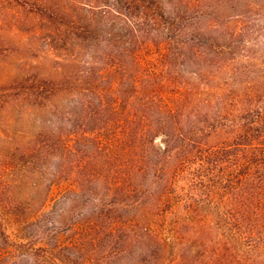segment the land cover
I'll return each instance as SVG.
<instances>
[{"label": "trees", "instance_id": "trees-1", "mask_svg": "<svg viewBox=\"0 0 264 264\" xmlns=\"http://www.w3.org/2000/svg\"><path fill=\"white\" fill-rule=\"evenodd\" d=\"M96 10L84 65L45 132L51 182L65 169L82 188L86 226L67 244L14 243L21 256L0 264H264V0ZM143 47L157 54L143 61ZM19 208L0 200L5 244L7 222L26 229Z\"/></svg>", "mask_w": 264, "mask_h": 264}, {"label": "rangeland", "instance_id": "rangeland-1", "mask_svg": "<svg viewBox=\"0 0 264 264\" xmlns=\"http://www.w3.org/2000/svg\"><path fill=\"white\" fill-rule=\"evenodd\" d=\"M102 3L0 0V200L11 201L29 216L22 234L15 232L14 223L5 222L11 242L0 240V260L21 256L14 245L19 241L27 247L67 244L86 226L84 217L90 212L88 206L82 207V188L65 169L61 180L51 182V146H45L51 141L45 132L51 133V103L60 105L69 97V76L83 67L85 49L95 38L87 32V13L97 11ZM216 11L235 19V12L226 7ZM147 47L137 52L143 61L157 54ZM63 76L68 79L60 82ZM56 91L60 93L53 96ZM93 183L101 189L99 182ZM93 183L83 191L108 207L109 197L102 191L94 194ZM75 191L80 199L71 194ZM73 212L83 218L71 222Z\"/></svg>", "mask_w": 264, "mask_h": 264}]
</instances>
